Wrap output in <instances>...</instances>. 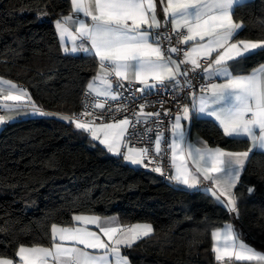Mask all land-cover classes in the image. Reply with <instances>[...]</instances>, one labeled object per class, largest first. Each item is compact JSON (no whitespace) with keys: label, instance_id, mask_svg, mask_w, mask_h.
<instances>
[{"label":"snow or ice","instance_id":"1","mask_svg":"<svg viewBox=\"0 0 264 264\" xmlns=\"http://www.w3.org/2000/svg\"><path fill=\"white\" fill-rule=\"evenodd\" d=\"M244 3L246 0H70L71 11L60 13L53 24L62 52L87 53L96 61L95 73L84 89L83 110L79 114L48 112L28 88L0 75V124L21 114L57 116L131 165H156L152 171L161 175H165L162 146L166 145L170 150L167 179L187 189L207 182L210 186L204 190L238 217L235 189L250 154L264 151V62L248 71L242 64L249 57L264 55V38H236L242 22L233 18L234 10ZM158 8H162V17ZM48 15L46 10L38 11L37 19ZM193 77L203 81L199 91ZM136 83L139 87L134 88ZM125 88L128 97L122 91ZM159 89L165 93L190 89V103L181 104L172 97L178 107L174 118L170 108L162 109L170 136L162 129L161 111H145L147 102L139 105L134 119L96 115L110 101L138 99L133 90L151 94ZM88 97L94 98L91 103ZM121 110L127 111L126 106L117 104L116 111ZM153 117L154 152L149 145L131 142L139 135L134 130L140 124L145 125L143 135L151 140L153 128L147 125ZM206 118L214 119L225 138H246L249 147L232 151L219 144L211 146L202 138L193 141L192 121ZM157 156L161 157L159 163ZM253 191L254 186L247 188L249 194ZM153 232L151 223H124L118 214L74 213L71 223L51 224L47 245L20 243L14 257L0 253V264H131L123 250ZM211 238L217 264L264 262V251L242 239L232 223L213 228Z\"/></svg>","mask_w":264,"mask_h":264},{"label":"trees","instance_id":"2","mask_svg":"<svg viewBox=\"0 0 264 264\" xmlns=\"http://www.w3.org/2000/svg\"><path fill=\"white\" fill-rule=\"evenodd\" d=\"M45 10L48 19H37V12ZM70 11L69 0H0V75L28 88L48 112L76 113L96 69L93 56L67 55L60 49L53 21ZM234 19L243 24L237 38H264V0L237 5ZM260 62L264 55L249 57L243 70ZM191 131L211 146L232 151L249 147L247 139L225 138L210 119L192 121ZM235 192L238 225L264 246V152L250 154ZM74 213L118 214L124 223H151L154 232L126 253L131 264H217L211 231L232 215L204 192L174 187L126 164L58 117L3 124L0 253L14 257L20 243L47 245L51 224L71 223Z\"/></svg>","mask_w":264,"mask_h":264},{"label":"built area","instance_id":"3","mask_svg":"<svg viewBox=\"0 0 264 264\" xmlns=\"http://www.w3.org/2000/svg\"><path fill=\"white\" fill-rule=\"evenodd\" d=\"M168 31H170V29H167ZM164 31V29L162 30ZM172 44L176 45V38L173 37L172 39ZM164 46L165 48H167V42H164ZM84 53H79L80 56H82ZM182 58V55H181ZM191 75V73H190ZM203 82L202 79L200 78H196L193 77V83L196 87V90L199 91V83ZM125 84H127V82H125ZM135 87H139V84L136 83L134 85ZM169 89H171V85L168 86ZM124 96L128 97L129 94V90L128 88L122 89ZM190 91V89H184L183 93H173L171 91L165 93L163 89H159V90H153L151 94L148 93H144L141 94L140 92H135L133 90V96L135 97H139L138 99H133L132 97H129L128 99H117L116 101H110L107 105L106 108L103 110H96V115L97 116H104L106 119L108 118H112L115 117L116 119H122L125 115L129 116V117H133V114L137 111H139V105L141 103H145L147 102V106L145 108L146 112H155L157 110L161 111V116L163 118V123H162V129L165 132L166 135L170 136V132L168 130V119L166 117H163V108H170L171 109V113L170 115L174 118L176 112L178 111V107L175 103H172V97L175 95L177 100H179V102L181 104L183 103H187L189 100V97L187 96V92ZM93 97H88L87 102L91 103L93 101ZM160 100L166 101V103L163 104V106L161 105V103L159 102ZM85 97H84V92L82 93L81 97H80V101H79V110L76 112V114H79L82 110H83V106L85 103ZM117 104H122L125 105L127 108V111H123L121 110L120 112L116 111V105ZM2 112H0L1 114ZM134 119V117H133ZM155 117L151 118V123L149 125H147L148 127H152L153 128V132L151 133V140L148 139L147 136H144V128L145 125L144 124H140L137 125V128L134 131H137L139 133V135L133 136L131 138V142L133 144H135L136 146H144V145H149L150 148H152L154 140H155ZM163 167L165 169V175H160L162 176L163 180H168L167 179V172L169 171L170 168V164H169V156H170V150L167 149L166 145H163ZM153 152H154V148H152ZM157 162L159 163L161 161V157L157 156L156 157ZM156 165H150L149 167H145L147 169L152 170L153 167H155Z\"/></svg>","mask_w":264,"mask_h":264},{"label":"crops","instance_id":"4","mask_svg":"<svg viewBox=\"0 0 264 264\" xmlns=\"http://www.w3.org/2000/svg\"><path fill=\"white\" fill-rule=\"evenodd\" d=\"M247 1H250V0H246V2ZM69 3H70V0H69ZM70 8H71V5H70ZM158 11H159V14H160V16H163V11H162V8H158ZM234 18V17H233ZM238 22H240V21H238ZM242 27H243V24H242ZM168 28L169 29H171V25L169 24L168 25ZM241 31V30H240ZM237 38V37H236ZM237 39H239V38H237ZM59 40V39H58ZM69 46H70V43H69ZM64 53V52H63ZM66 54V53H65ZM87 54V53H86ZM67 55H73V56H77V55H79V53H77V54H67ZM187 103H190V98H189V100H188V102ZM60 113H62V112H60ZM1 114H3V113H1ZM66 114V113H65ZM28 116H32L31 114H28V115H23V114H21V115H18L15 119H13V120H10V121H8V122H11V121H14V120H16V119H18V118H24V117H28ZM35 116V115H34ZM36 116H40V115H36ZM55 117H57V116H55ZM59 118V117H58ZM206 119H210V120H212L216 125H217V123L214 121V119H212V118H206ZM7 123V122H6ZM185 124H187V122H184ZM5 124V123H4ZM2 125L3 124H0V129H1V127H2ZM218 126V125H217ZM190 136H191V139L193 140V141H196L197 140V138H202L203 140H205L201 135H199L196 131H191V133H190ZM244 139H246V138H244ZM98 142V141H97ZM249 142V141H248ZM99 143V142H98ZM255 151H260V150H254L253 152H255ZM260 152H264V151H260ZM112 154V153H111ZM112 155H114V154H112ZM114 156H116V155H114ZM118 157H121L122 158V160L124 161V159H123V156L121 155V156H118ZM126 164H128V165H130V166H134V167H138V168H145L144 166H142V165H131L130 163H128V162H126V161H124ZM168 183H170L171 185H173L174 187H178V188H183V189H186V190H188V191H190V192H193V191H201V192H204V193H206V194H208V195H210L211 196V194L210 193H208V192H206L205 190H204V188H205V186H210V185H208L207 184V182H204L203 184H201L200 186H198V188L197 189H187L185 186H183V185H176L174 182H171V181H169L168 180ZM212 197V196H211ZM213 198V197H212ZM214 199V198H213ZM214 201L216 202V203H218L215 199H214ZM219 205H221L220 203H218ZM221 206H223V205H221ZM226 209V208H225ZM141 223H144V222H141ZM227 223H232V224H234L235 226H236V229L241 233V237H242V239H244L249 245H251V246H253V247H255L256 249H258V250H261V251H264V246H261V245H259V244H257V243H255L254 241H252L247 235H246V233L245 232H243V230L240 228V226L238 225V221H237V216L235 215V214H232L231 215V220L229 221V222H227ZM91 227H93V230H96L95 228H94V226H91ZM151 235V234H150ZM142 239H144V238H142ZM141 239V240H142ZM139 242V241H138ZM137 242V243H138ZM136 243V244H137ZM130 249V248H129ZM129 249H124L123 251H124V253L126 254L127 253V251L129 250ZM213 253V252H212ZM213 255H214V253H213ZM239 263V262H238Z\"/></svg>","mask_w":264,"mask_h":264},{"label":"water","instance_id":"5","mask_svg":"<svg viewBox=\"0 0 264 264\" xmlns=\"http://www.w3.org/2000/svg\"><path fill=\"white\" fill-rule=\"evenodd\" d=\"M161 17H162V16H161ZM47 19H48V16L45 17V18H41V20H47ZM162 30H163V29H162ZM143 170L146 171L147 173H149V174L155 176V177L158 178L159 180H163L162 176H161L159 173L154 172V171H152V170H150V169H147V168H143ZM261 263L264 264V262H261Z\"/></svg>","mask_w":264,"mask_h":264},{"label":"rangeland","instance_id":"6","mask_svg":"<svg viewBox=\"0 0 264 264\" xmlns=\"http://www.w3.org/2000/svg\"><path fill=\"white\" fill-rule=\"evenodd\" d=\"M28 117H37L36 115L34 116V115H32V116H28ZM28 117H24V118H28ZM134 167V166H133ZM134 168H137V169H139L138 167H134Z\"/></svg>","mask_w":264,"mask_h":264}]
</instances>
